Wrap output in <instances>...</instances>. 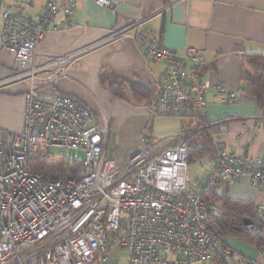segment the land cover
Returning <instances> with one entry per match:
<instances>
[{"label":"built area","instance_id":"obj_1","mask_svg":"<svg viewBox=\"0 0 264 264\" xmlns=\"http://www.w3.org/2000/svg\"><path fill=\"white\" fill-rule=\"evenodd\" d=\"M95 2L114 10L119 0ZM75 13V0H44L42 12L34 18L22 4L2 3L0 8V47L14 59L12 76L0 85H24L20 130L8 134L0 129V264H92L111 248L125 250L128 264H211L215 254L227 264H260L234 258L214 228L210 196L204 199L213 184L243 179L263 192L264 155L238 156L219 140L228 127L208 123L209 85L199 72L202 60L189 52L187 64L151 35L133 31V25L111 29L77 52L39 59L37 47L50 31L82 27ZM128 37L166 67L153 98L142 106L144 113L193 119L209 130L211 165L195 192L186 181L189 134L160 142L141 135L137 148L116 161L107 154L105 118L94 120L80 101L56 89L74 58ZM216 90L226 94L222 87ZM53 147L62 154L55 156ZM68 150L75 152L71 159ZM79 151L81 165L66 178L47 177L30 168L34 155L77 162ZM255 217L264 222L260 205ZM244 228L248 233L255 230L251 225Z\"/></svg>","mask_w":264,"mask_h":264},{"label":"crops","instance_id":"obj_2","mask_svg":"<svg viewBox=\"0 0 264 264\" xmlns=\"http://www.w3.org/2000/svg\"><path fill=\"white\" fill-rule=\"evenodd\" d=\"M3 3L24 5L32 18L44 6V0H3ZM75 3V18L82 27L50 31L37 47L39 59L77 52L103 39L111 29L133 25V31L151 35L187 64L191 63L189 52L199 57L204 67L201 76L209 85L207 117L228 127L227 133L218 135L219 140L238 156L264 155V122L258 117L254 100L242 93L245 59L264 57V0H119L114 10L99 6L95 0H75ZM60 20L61 15L56 17L57 22ZM1 25L0 19V35ZM13 66V56L0 47V81L12 76ZM165 69V64L152 59L139 43L129 37L121 38L74 58L66 68V77L56 83V89L80 101L95 120L102 110L100 103L113 106L115 100H126L129 84L155 91ZM104 74L109 77L103 85L100 76ZM113 84L121 86L123 98L109 94L107 88ZM216 87H222L226 94L219 95ZM22 88L23 84L0 85V129L4 133H17L21 128ZM103 117L107 121L102 114ZM148 119L143 110L142 114L126 113L116 124L109 120L108 156L123 161L131 154ZM122 153L124 157L118 158ZM208 173L209 170L203 181ZM227 188L230 197L251 201L264 212V193L252 188L248 180L228 184ZM226 243L235 259L244 257L264 264V255L260 253L264 246L258 248L234 237H228ZM119 251L127 259L125 250L111 248L92 264H119Z\"/></svg>","mask_w":264,"mask_h":264},{"label":"trees","instance_id":"obj_3","mask_svg":"<svg viewBox=\"0 0 264 264\" xmlns=\"http://www.w3.org/2000/svg\"><path fill=\"white\" fill-rule=\"evenodd\" d=\"M245 60L246 71L243 80L244 86L242 87V93L246 97L254 100L258 117L264 122V57L250 56ZM199 72L200 75L203 74L204 67H201ZM107 77L109 76L105 74L100 76V81L103 85L104 79ZM128 88L132 99L138 104L149 102L154 96V91H147L133 84H129ZM107 91L114 97L123 98V91L119 85H110L107 88ZM152 119L153 117H149L142 133L143 136L150 137L149 134ZM192 121L195 124L189 128V130L184 129V125L181 123L179 134L192 133V131L196 129L195 133L189 135L186 141L188 165L193 160L199 161L208 157V154H211L212 152V146L210 147L206 144L210 140L209 130L204 129L202 126L203 124L199 121L193 119ZM208 123L214 124L222 122L209 120ZM80 165L81 162H71L66 158L43 159L39 155H34L30 163V168L47 177L66 178L67 176H70V171L72 169H76ZM227 185V183L218 182L208 187L204 192L205 200L206 196H208V194L210 195V199L207 202L210 203L214 209V213L212 214L214 228L225 243L228 237H234L254 244L258 248H262L264 246V227L262 222L255 217V203L245 199L230 197ZM245 220H250V225L255 227L254 231H251L250 233L245 231ZM225 249H227V247H225ZM212 263L227 264L219 254L214 255Z\"/></svg>","mask_w":264,"mask_h":264},{"label":"rangeland","instance_id":"obj_4","mask_svg":"<svg viewBox=\"0 0 264 264\" xmlns=\"http://www.w3.org/2000/svg\"><path fill=\"white\" fill-rule=\"evenodd\" d=\"M126 93V100H115L113 106H109L107 102H102L101 104V111L99 110L97 115V118L102 120V114L106 117L107 122L109 120H113V122L116 124L119 119H121L126 113L133 112L136 114H142L143 113V102L142 104H138L134 102V100L131 98L129 92ZM150 117V116H148ZM196 121V120H195ZM181 123L184 125V129L189 130L195 123L192 121V119L187 120H181V118L178 117H156L152 119L151 125H150V137L151 139L156 140L157 142L160 141H167L171 138L177 136L180 134V127ZM196 129L192 131V133H188L189 135L195 133ZM210 143V145H209ZM208 146L213 145L211 140H209L208 143H206ZM207 146V147H208ZM209 150V148H208ZM51 152L55 154V156L61 155L62 151L58 147H53L51 149ZM208 154V157H205L209 162L204 158L199 161H192L187 166L186 171V181L189 185V189L193 192L197 191L198 185L203 181L204 176L207 174L209 170V164L211 165V158ZM67 158L71 159L75 156V152L72 150L67 151ZM82 152L79 151L76 153V161L81 162L82 161ZM208 196H210L208 194ZM119 264H127L126 254L123 255L121 251H119Z\"/></svg>","mask_w":264,"mask_h":264},{"label":"water","instance_id":"obj_5","mask_svg":"<svg viewBox=\"0 0 264 264\" xmlns=\"http://www.w3.org/2000/svg\"><path fill=\"white\" fill-rule=\"evenodd\" d=\"M2 3H3V0H0V8H1V5H2ZM124 89L126 90V87L124 86ZM124 157V154L122 153V154H120V155H118V158H123ZM250 220H245L244 221V225H250Z\"/></svg>","mask_w":264,"mask_h":264}]
</instances>
